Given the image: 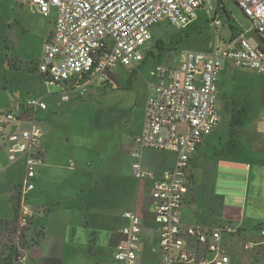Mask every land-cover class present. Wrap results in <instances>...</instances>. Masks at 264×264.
I'll return each mask as SVG.
<instances>
[{
  "label": "built area",
  "instance_id": "2783aa9c",
  "mask_svg": "<svg viewBox=\"0 0 264 264\" xmlns=\"http://www.w3.org/2000/svg\"><path fill=\"white\" fill-rule=\"evenodd\" d=\"M22 1L33 4L45 18L55 16L38 72L48 89L57 90L60 103L84 98L94 83L108 79L107 72L113 68H138L145 60L143 48L161 24L182 31L204 11L209 17L215 12L211 26L222 25L218 6L210 0ZM231 1L264 38V0ZM225 62L264 78V45L253 43L241 31L213 50L177 52L151 72L143 129L129 146L134 176L151 182L150 217L146 220L135 212L122 214L124 224L107 264L232 263L233 239L240 225L225 221L213 227L183 220L186 196L193 185L194 159L222 121L220 79ZM48 108L44 97L28 98L19 108L0 114V149L5 148L7 162H26L24 179L9 194L17 204L12 235L15 264H27L31 255L28 233L36 211L30 196L36 189L38 171L45 165V129L39 116ZM145 151L170 154L172 165L144 168ZM12 228V222L0 219L2 237ZM260 232L264 236V229ZM257 245L248 243L243 248L250 251Z\"/></svg>",
  "mask_w": 264,
  "mask_h": 264
},
{
  "label": "crops",
  "instance_id": "0c3cea01",
  "mask_svg": "<svg viewBox=\"0 0 264 264\" xmlns=\"http://www.w3.org/2000/svg\"><path fill=\"white\" fill-rule=\"evenodd\" d=\"M5 8L21 11L15 25L20 40L18 45L13 42V68L38 64L53 33L55 16L45 18L33 4L22 0H0V13ZM0 45L6 48L2 32ZM140 68L129 70L126 79H117L108 71L106 81L94 83L84 98L71 103H60L57 90L48 89L42 81L46 90L41 96L49 105L39 116L45 129V165L38 171L36 189L30 196L36 214L28 233L32 241L27 264H107L124 224L122 214L135 212L149 220L151 182L134 176L129 153L134 137L143 129L153 71L150 79L138 86ZM27 89L22 88L29 92ZM24 99L20 95L7 103L0 114L19 108ZM109 117L112 126L118 124L115 142L106 123L96 126ZM221 125L222 121L196 154L192 168L195 184L186 196L183 220L213 227L225 221L240 225L233 239L231 264H264L260 232L264 229V127L256 132L226 129L237 139L233 141L235 149H225L228 138ZM250 152L254 159L246 157ZM127 157L132 159L131 166ZM172 162L173 157L164 152H148L142 158L148 170L170 167ZM0 167V219L13 222L17 204L9 194L24 179L26 162L21 159L9 164L5 148H1ZM12 173L20 177H12ZM248 243L258 245L245 251L243 246Z\"/></svg>",
  "mask_w": 264,
  "mask_h": 264
},
{
  "label": "rangeland",
  "instance_id": "374dc122",
  "mask_svg": "<svg viewBox=\"0 0 264 264\" xmlns=\"http://www.w3.org/2000/svg\"><path fill=\"white\" fill-rule=\"evenodd\" d=\"M212 3L218 6L217 17L222 23L220 28L211 26L210 21L211 18L215 17V12L211 13L212 16L209 17L206 12L200 11L199 19L185 30L178 31L167 24H161L154 29L153 40L147 43L142 50L145 58L148 60L143 65L141 64L136 80L138 86H141L143 82L145 83V79H150V71L161 65L163 61L165 63L169 62L177 52L187 49L213 50L217 45L222 46L231 39L233 33L241 31L253 43H262L260 36L253 28L252 22L243 14L235 2L231 0H210V4ZM5 9L0 13L3 18L0 20V35L2 32L6 37V48L3 49L0 45V111L4 109L7 103L18 99L20 95L26 97V99L39 98L43 97L41 95L46 90L36 62L26 65L21 64V67L18 69L13 68L16 64L12 51L14 49L13 45L15 41V44L18 45L20 40L18 29L15 25L21 17V11L19 9ZM11 25L13 26L11 27ZM157 40L163 41V49L158 48ZM129 70L133 72L136 69L119 66L111 69L110 72L117 79H120V76L126 79L127 76L131 75ZM33 86L34 88L31 89ZM220 86L222 88L219 100V109L222 113L221 126L224 132H227L224 133V137L228 138L225 139L228 143H226L224 148L235 149L233 141L237 139V135L235 133L231 134L226 129L231 128L233 132L252 129L256 132L264 127V99L262 98L264 78L247 69L235 68L228 62H225L222 66ZM25 87H29L27 89L29 92L22 90ZM41 87L42 89L40 90ZM106 113L108 114L107 110ZM83 122L87 124L89 121L83 120ZM104 123L108 125L107 132L110 134L111 140L115 142L118 139V135H116L118 124L116 123L115 126H112L113 121L109 117L104 121H100L99 124L97 123L96 126L99 127V125ZM85 127L87 126L85 125ZM148 152L154 153L152 151H145L143 155L145 156ZM246 157L250 159L255 158L251 152ZM127 161H129L131 166L132 159L127 157ZM11 176L16 178L20 177V174L12 173ZM191 183L193 185L190 188V193L195 184L193 174L191 176ZM16 220L17 218L12 222L13 228L8 234H4L3 237L0 235V252L3 248L4 250L1 254L7 261L9 260L6 262L7 264H15L13 254V243L15 240L12 235H14L13 231L16 229ZM6 238L7 240H5Z\"/></svg>",
  "mask_w": 264,
  "mask_h": 264
},
{
  "label": "trees",
  "instance_id": "16d2710c",
  "mask_svg": "<svg viewBox=\"0 0 264 264\" xmlns=\"http://www.w3.org/2000/svg\"><path fill=\"white\" fill-rule=\"evenodd\" d=\"M157 45H158V48H161V49H163V47L162 46H164L163 45V41L162 40H157ZM146 59V58H145ZM4 249L2 248L1 249V252L3 251ZM1 252H0V264H5L6 262H8L7 261V259H5L3 256H2V254H1ZM5 256V255H4ZM7 264V263H6Z\"/></svg>",
  "mask_w": 264,
  "mask_h": 264
},
{
  "label": "water",
  "instance_id": "95a60500",
  "mask_svg": "<svg viewBox=\"0 0 264 264\" xmlns=\"http://www.w3.org/2000/svg\"><path fill=\"white\" fill-rule=\"evenodd\" d=\"M260 40L264 44V38L260 37ZM262 98L264 99V89H263V92H262Z\"/></svg>",
  "mask_w": 264,
  "mask_h": 264
}]
</instances>
